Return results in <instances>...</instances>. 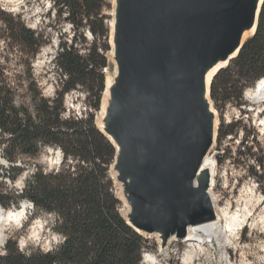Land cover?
Listing matches in <instances>:
<instances>
[{
  "label": "trees",
  "instance_id": "16d2710c",
  "mask_svg": "<svg viewBox=\"0 0 264 264\" xmlns=\"http://www.w3.org/2000/svg\"><path fill=\"white\" fill-rule=\"evenodd\" d=\"M107 8L106 0H54L55 16L61 19L65 15L64 22L76 32L89 30L94 41L86 54L76 46L77 35L70 45L61 43L56 63L65 80L48 99L33 71L34 60L48 39L31 29L21 15L0 5V147L11 162V166L0 168L1 176L15 180L24 170L17 165L25 159L36 160L42 146L63 150L58 168L45 172L35 164L38 170L22 196L3 191L0 183V206L28 197L38 206L37 215L43 216L42 209L58 212L60 222L54 231L67 236L51 252L28 248L27 255L18 250L12 237L4 247L7 254L0 255V264H139L141 251L149 249L148 240L121 214L122 202L111 176L117 150L95 121L106 89L104 70L109 66ZM13 68L17 70L13 72ZM259 77H264V3L255 35L213 79L211 97L216 108L247 105L242 92ZM78 88L87 93L94 110L85 117L67 115L65 96ZM238 123L226 126L228 131L221 135L222 126L219 140L237 135ZM246 142L241 143L243 148H248ZM251 150L243 155L251 158ZM258 164L264 167V160ZM251 176L257 181L264 178L254 169Z\"/></svg>",
  "mask_w": 264,
  "mask_h": 264
},
{
  "label": "water",
  "instance_id": "95a60500",
  "mask_svg": "<svg viewBox=\"0 0 264 264\" xmlns=\"http://www.w3.org/2000/svg\"><path fill=\"white\" fill-rule=\"evenodd\" d=\"M263 3L256 13V0H119V78L105 131L118 145L114 171L133 225L126 222L145 238L159 232L182 240L188 226L202 221L204 191L193 187L215 140L201 97L203 75L219 59L236 53L228 66L238 56L257 31ZM255 16L254 34L242 42Z\"/></svg>",
  "mask_w": 264,
  "mask_h": 264
},
{
  "label": "rangeland",
  "instance_id": "374dc122",
  "mask_svg": "<svg viewBox=\"0 0 264 264\" xmlns=\"http://www.w3.org/2000/svg\"><path fill=\"white\" fill-rule=\"evenodd\" d=\"M106 1L109 4V8L105 9L104 14L107 17L105 22L109 28L107 43L110 50L107 52L109 66L105 68L104 73L108 81L115 76L114 74L118 68L115 61L113 35L118 16L119 0ZM0 5L7 12L21 15L31 29L42 33L45 39H48L49 43L41 49L34 60L33 71L45 97L48 99L53 98L56 92L60 90L62 79L65 80L63 72L59 70L56 63V56L61 43L65 42L70 45L73 42V36L77 35L74 38L76 39V46L81 54H86V48L91 46L94 37L89 35L90 32L87 29L81 33L76 32L70 23L64 22L65 15L61 19L55 16L54 0H0ZM82 37L85 41H83ZM16 70L13 68V72ZM68 94L65 96L67 115L74 114L78 117L79 115L85 117L87 112H94L91 109V103L87 100V93L82 88H78ZM104 94L101 108L95 113V121L99 129H104V125L100 120L104 121L105 119L104 117L102 118V111H106L104 104L107 105L109 99V95L105 97ZM210 99L212 108L216 112L218 123L217 135L208 153L210 159L212 158L217 165L213 194L221 200L220 207H229L230 214L239 212L238 210L243 207H248L253 217L251 220L246 221L245 226L236 237V243L238 242L237 244L239 245L238 249L234 250L227 247V249H220L217 248V243L213 247L207 246L202 254H197L195 264H264V224L260 223L252 226L253 221L259 222L264 219V178L261 181H257L251 176L253 169L258 172L259 176L264 175V167H260L258 164L259 160H264V127L262 124L264 123V105L257 100H253L252 97L247 99L244 97V102L247 105L241 108L228 105L225 108L217 109L212 97ZM235 122H239L237 135L223 136L219 140L220 128L224 126L222 135L228 131L225 127ZM248 135L249 138L246 140ZM243 141H247L245 144L249 143L247 145L248 148H252L251 154H249L252 156L251 158L243 155V153L248 152V148L242 147L241 143ZM0 153H2L1 147ZM45 154L49 156L50 161L55 159L54 153ZM23 162L26 167L39 164L37 159H25ZM60 163L49 164V167L51 170L56 169ZM115 163L111 167V176L115 173ZM5 180L7 179L1 176L0 173V183ZM115 190L117 193L116 185ZM122 210H124V204H122ZM34 227L39 230L43 228V225H34ZM13 237L16 239V236ZM146 237L149 250L158 251L162 254L165 264H184L183 253L187 244L182 241L172 240L168 248L162 249L163 245L158 236ZM4 247L5 245L0 248V251H3ZM225 259H228L229 262H224Z\"/></svg>",
  "mask_w": 264,
  "mask_h": 264
},
{
  "label": "bare ground",
  "instance_id": "6f19581e",
  "mask_svg": "<svg viewBox=\"0 0 264 264\" xmlns=\"http://www.w3.org/2000/svg\"><path fill=\"white\" fill-rule=\"evenodd\" d=\"M262 0H256V13L259 10L260 4ZM114 23V22H113ZM114 28V27H113ZM256 28V16L254 19V23L251 25V27L246 28L241 36L242 42L248 38H250ZM114 42L116 38V34L114 32L113 35ZM115 51V50H114ZM236 53L232 54L226 59H219L216 61L212 66H210L207 70H205L203 75V88L201 91V97L203 100V103L208 107L209 114H211L214 118V127H213V139L216 137L217 132V119H216V112L212 108L211 100L209 97V90L210 85L213 80V78L216 76V74L221 70L222 68L226 67L230 58L235 56ZM210 65V64H209ZM207 65V66H209ZM206 66V67H207ZM114 79H109L106 83V89H105V97L109 95V99L107 101V105L104 104V108L106 107V111H102V118L104 117V121L100 120L101 123L105 126V129L100 128L104 134L108 136V138L111 140L113 144L117 147L118 151V145L116 143L115 138L107 133L106 130V120H107V110L109 109L110 103L112 102V90L115 87V82L118 80V69L117 72L114 74ZM74 92V91H73ZM67 97H69L67 95ZM249 97H252L253 100H257L260 102L259 99L255 95H250ZM67 99V98H66ZM68 101V100H67ZM68 104V103H67ZM69 113V112H68ZM263 127H264V123ZM100 125V124H99ZM116 167V166H115ZM205 173L210 174V187L207 189L204 188V182L206 181ZM118 173L115 172L112 176L115 185L117 186V197L118 199L124 204V210L121 211L122 216L126 219V221L133 225L132 220L130 218L131 216V207L130 203L127 198V194L125 192L124 184L121 181L117 180ZM217 176V165L216 162L209 156H207L202 164V168L199 171L198 175L196 176V182L193 187L194 191L203 190L204 195V201L205 206H203L204 215L202 218V221L200 223L196 224L195 226H188L187 228V236L182 240H175V241H182L183 243L187 244L186 249L183 253V263L184 264H195L197 260V256L199 254H202L204 252V248L207 246H216L217 248L223 249V248H232L234 250L238 249V242L236 243V237L239 234L240 230L243 229V227L246 224L247 220H251L253 217L252 212L249 210L248 207H243L239 209V212H233L230 214L229 207H220L221 206V200L213 194L214 190V184H215V178ZM204 178V179H203ZM133 184H135V181H133ZM132 184V185H133ZM262 223L264 224V219H261L259 222L253 221L252 226L259 225ZM176 231V230H174ZM174 231L172 234H174ZM154 236H158L161 239V244L163 245L166 241L169 245L172 242L173 236L169 233H159L155 232ZM207 240V241H206ZM209 240V241H208ZM224 242V243H223ZM168 245L166 248H168ZM226 248V249H227ZM240 249V248H239ZM198 254V255H197ZM224 262H229L228 259H225Z\"/></svg>",
  "mask_w": 264,
  "mask_h": 264
},
{
  "label": "clouds",
  "instance_id": "9594fccd",
  "mask_svg": "<svg viewBox=\"0 0 264 264\" xmlns=\"http://www.w3.org/2000/svg\"><path fill=\"white\" fill-rule=\"evenodd\" d=\"M242 95L247 99L250 95H255L260 103L264 105V77L257 78L250 86L245 88ZM38 146H41L38 142ZM43 151L37 158L40 170L50 171L49 164H57L61 162L63 150L52 148L51 146H42ZM45 153H54L55 159L49 160V156ZM11 166V162L0 153V168ZM24 170L16 177L15 180L8 178L3 181L5 192H12L22 196L23 191L28 186V181L38 170L35 166L24 167V162L19 165ZM37 205L35 201L28 197H22L12 202L8 207L0 206V248L7 243L9 239L16 236L18 250L22 253L30 254L26 249L29 247L39 248L44 253L53 251L54 248L63 244L67 240V236L61 232L54 231L57 223L60 222L59 213L56 211H48L42 209L43 217L37 215ZM43 225L42 229L34 227V225ZM19 233V235H17ZM7 251H0V255H6ZM139 264H165L162 254L158 251L144 249L140 254Z\"/></svg>",
  "mask_w": 264,
  "mask_h": 264
},
{
  "label": "built area",
  "instance_id": "2783aa9c",
  "mask_svg": "<svg viewBox=\"0 0 264 264\" xmlns=\"http://www.w3.org/2000/svg\"><path fill=\"white\" fill-rule=\"evenodd\" d=\"M89 35H91L90 33H89ZM91 37H92V35H91ZM79 117H82L81 115H79ZM174 241V240H173Z\"/></svg>",
  "mask_w": 264,
  "mask_h": 264
}]
</instances>
